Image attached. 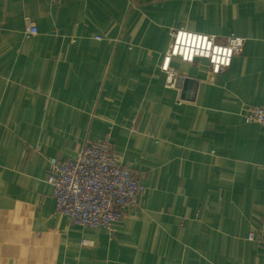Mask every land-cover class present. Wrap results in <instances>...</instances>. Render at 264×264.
Returning <instances> with one entry per match:
<instances>
[{
  "label": "crops",
  "instance_id": "0c3cea01",
  "mask_svg": "<svg viewBox=\"0 0 264 264\" xmlns=\"http://www.w3.org/2000/svg\"><path fill=\"white\" fill-rule=\"evenodd\" d=\"M175 29L246 44L219 75L174 59L170 87ZM260 106L264 0H0V264H264ZM108 134L147 191L110 230L75 226L49 160Z\"/></svg>",
  "mask_w": 264,
  "mask_h": 264
},
{
  "label": "built area",
  "instance_id": "2783aa9c",
  "mask_svg": "<svg viewBox=\"0 0 264 264\" xmlns=\"http://www.w3.org/2000/svg\"><path fill=\"white\" fill-rule=\"evenodd\" d=\"M24 35L38 36L36 25L27 22ZM245 44L246 39L234 35L218 38L185 29L173 30L171 46L161 66L168 75L167 85H175L176 77L170 71L174 59L191 65L205 60L211 72L219 75L243 53ZM242 116L247 124H258L264 129V106L245 108ZM47 183L53 190L55 213L68 217L75 226L90 229L110 230L124 220L125 210L136 207L147 191L139 178L122 165L110 134L87 142L75 160L50 159Z\"/></svg>",
  "mask_w": 264,
  "mask_h": 264
}]
</instances>
